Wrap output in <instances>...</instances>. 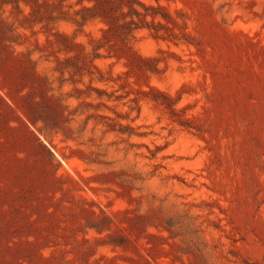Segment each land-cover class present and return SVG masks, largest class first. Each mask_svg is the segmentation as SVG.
<instances>
[{
	"label": "rangeland",
	"instance_id": "obj_1",
	"mask_svg": "<svg viewBox=\"0 0 264 264\" xmlns=\"http://www.w3.org/2000/svg\"><path fill=\"white\" fill-rule=\"evenodd\" d=\"M0 264H264V0H0Z\"/></svg>",
	"mask_w": 264,
	"mask_h": 264
},
{
	"label": "trees",
	"instance_id": "obj_2",
	"mask_svg": "<svg viewBox=\"0 0 264 264\" xmlns=\"http://www.w3.org/2000/svg\"><path fill=\"white\" fill-rule=\"evenodd\" d=\"M111 28H112V26L109 27V29H111Z\"/></svg>",
	"mask_w": 264,
	"mask_h": 264
}]
</instances>
